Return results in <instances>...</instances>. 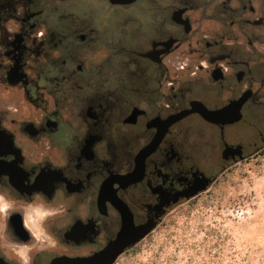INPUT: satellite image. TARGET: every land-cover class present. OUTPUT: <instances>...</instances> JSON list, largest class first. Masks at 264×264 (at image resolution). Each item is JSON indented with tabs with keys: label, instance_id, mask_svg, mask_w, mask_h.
<instances>
[{
	"label": "flooded vegetation",
	"instance_id": "obj_1",
	"mask_svg": "<svg viewBox=\"0 0 264 264\" xmlns=\"http://www.w3.org/2000/svg\"><path fill=\"white\" fill-rule=\"evenodd\" d=\"M87 2L0 0L9 264L21 246L30 264H114L230 166L264 155V0H149L119 38Z\"/></svg>",
	"mask_w": 264,
	"mask_h": 264
},
{
	"label": "rangeland",
	"instance_id": "obj_2",
	"mask_svg": "<svg viewBox=\"0 0 264 264\" xmlns=\"http://www.w3.org/2000/svg\"><path fill=\"white\" fill-rule=\"evenodd\" d=\"M87 1L109 32L117 26V38L139 30L147 17L149 0L125 8ZM122 43L133 44L129 38ZM189 256H194L191 264H204L202 258L207 264H264V155L230 166L207 190L170 210L148 238L114 264H185Z\"/></svg>",
	"mask_w": 264,
	"mask_h": 264
},
{
	"label": "water",
	"instance_id": "obj_3",
	"mask_svg": "<svg viewBox=\"0 0 264 264\" xmlns=\"http://www.w3.org/2000/svg\"><path fill=\"white\" fill-rule=\"evenodd\" d=\"M108 2L112 3V4H117V5H128L131 4L133 2H135L136 0H107ZM180 11H177V13L175 14H179ZM174 17V15H173ZM189 28V26L187 27V29ZM202 115L204 118H206L207 120L213 121L216 119H219L221 117H224L225 115L223 113H220V111H207V112H202ZM228 151H231V148L228 147L227 148ZM205 186H203L204 188ZM154 227V225H151L150 227H148L146 230H144L143 232H141V234L139 235V238L143 237L145 235V233L149 230H151ZM123 247V246H122ZM122 248H119L117 250V253H119L121 251ZM116 254H114L112 257L110 258H104L102 257V255H96L92 258H81V257H74V258H70V257H58L55 258L52 261V264H95V263H99V264H112L114 262V257ZM0 264H9L6 261H4L1 257H0Z\"/></svg>",
	"mask_w": 264,
	"mask_h": 264
},
{
	"label": "clouds",
	"instance_id": "obj_4",
	"mask_svg": "<svg viewBox=\"0 0 264 264\" xmlns=\"http://www.w3.org/2000/svg\"><path fill=\"white\" fill-rule=\"evenodd\" d=\"M7 203H0V211L7 209ZM17 255L20 259V264H30L31 257L29 255L30 249L27 246H21L16 249Z\"/></svg>",
	"mask_w": 264,
	"mask_h": 264
},
{
	"label": "trees",
	"instance_id": "obj_5",
	"mask_svg": "<svg viewBox=\"0 0 264 264\" xmlns=\"http://www.w3.org/2000/svg\"><path fill=\"white\" fill-rule=\"evenodd\" d=\"M214 231H217V230H211V232L210 233H212V232H214ZM193 259H194V256H189V258L186 260V263L185 264H191L192 262H193ZM202 260H203V263L204 264H207V262H204V259L202 258ZM195 261V260H194ZM235 260H233V262H234ZM212 264H220V262L219 261H213L212 262Z\"/></svg>",
	"mask_w": 264,
	"mask_h": 264
}]
</instances>
